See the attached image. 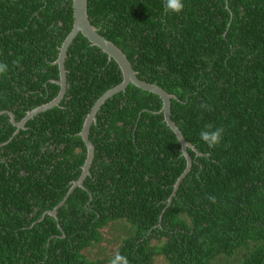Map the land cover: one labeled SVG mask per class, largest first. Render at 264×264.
<instances>
[{"label":"trees","instance_id":"1","mask_svg":"<svg viewBox=\"0 0 264 264\" xmlns=\"http://www.w3.org/2000/svg\"><path fill=\"white\" fill-rule=\"evenodd\" d=\"M88 0L91 22L127 54L138 76L93 122L95 158L80 135L98 99L120 84L115 59L80 33L68 51L61 104L17 127L0 114V264H264V0ZM73 0H0V111L16 120L58 96L61 47ZM223 129L209 147L200 132ZM214 198V199H213Z\"/></svg>","mask_w":264,"mask_h":264},{"label":"water","instance_id":"2","mask_svg":"<svg viewBox=\"0 0 264 264\" xmlns=\"http://www.w3.org/2000/svg\"><path fill=\"white\" fill-rule=\"evenodd\" d=\"M73 7H74V26L61 47L59 58L55 61V63L59 65V69H60V79L55 80V82L61 86V90L58 96L55 97L52 101H49L48 103H45L41 106H38L35 109L30 110L27 113V115L20 121L16 120V116L12 111H6V110L0 111V114L8 113L11 117L12 123L17 127V130L15 131L14 135L7 142H5V144H8L11 140H13V138L18 133H20L22 129H25L26 124L29 122V120H31L41 112L47 111L61 104L62 100L64 99L67 93L68 85H69L67 68H66V58L68 55V51L70 49V46L76 39V37L80 33H82L92 43V45L101 48L105 53L108 54L111 60L115 59L117 61L123 72L124 79L120 84L116 85L115 87L109 89L106 93H104L95 103L91 112L87 116L83 130L80 133L88 148L87 159L85 164L83 165V172L80 178L74 181L73 186L71 187L69 193L63 199V201L58 206H56L54 210L49 211L48 213L58 218L59 208L66 202V200L74 192L76 187L80 186L86 188L85 180L87 176L91 173V166L94 162L95 152H96L95 144L90 139L92 124L93 122L97 121L98 119L97 114L101 109V107L106 103V101L109 98L116 95L117 93L125 91L131 83H133L139 88L153 92L161 97V99L163 100L162 112L164 113L165 121L175 131L177 137L181 142L182 152L187 158V162H188L187 168L184 171V173L180 176V178L178 179L175 185V191L173 192L172 196L169 199V202L171 203L174 195L176 194V191L180 187L181 182L192 168L193 159L189 153V148L194 149L197 152V154H201V152H199L196 146L192 142L186 139L179 125L172 118V99L177 98V96L175 94L169 93L167 90L157 85L156 83L148 82L146 80L141 79L138 76V71L134 69L132 61L127 56V54L122 50V48L119 47L112 40L102 35L100 33L99 28L91 22L89 10H88V0H73Z\"/></svg>","mask_w":264,"mask_h":264},{"label":"clouds","instance_id":"3","mask_svg":"<svg viewBox=\"0 0 264 264\" xmlns=\"http://www.w3.org/2000/svg\"><path fill=\"white\" fill-rule=\"evenodd\" d=\"M165 7L168 12L179 14L184 9L183 0H165ZM6 71V66L0 64V73ZM223 137V129H213L211 125L200 132V139L209 147H214L221 143ZM214 199V198H213ZM110 264H129L127 257L116 253L111 259Z\"/></svg>","mask_w":264,"mask_h":264}]
</instances>
